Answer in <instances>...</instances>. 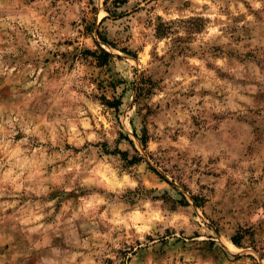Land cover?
<instances>
[{
	"label": "rangeland",
	"instance_id": "obj_1",
	"mask_svg": "<svg viewBox=\"0 0 264 264\" xmlns=\"http://www.w3.org/2000/svg\"><path fill=\"white\" fill-rule=\"evenodd\" d=\"M0 264H264V0H0Z\"/></svg>",
	"mask_w": 264,
	"mask_h": 264
},
{
	"label": "trees",
	"instance_id": "obj_2",
	"mask_svg": "<svg viewBox=\"0 0 264 264\" xmlns=\"http://www.w3.org/2000/svg\"><path fill=\"white\" fill-rule=\"evenodd\" d=\"M90 54H92V53H90ZM101 55L103 56H100V57H98L97 59L100 61V65H104V64H106V62H107V60L109 59V57H111V55H110V53H108V52H106V51H103V49H101ZM103 60V61H102ZM141 141H142V143L145 145L146 144V139L145 138H143V139H141ZM119 152V151H118ZM120 153V152H119ZM122 154H124V153H122ZM125 155V154H124ZM233 242H235V244H238L236 241H235V239H234V241Z\"/></svg>",
	"mask_w": 264,
	"mask_h": 264
}]
</instances>
